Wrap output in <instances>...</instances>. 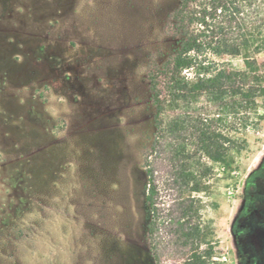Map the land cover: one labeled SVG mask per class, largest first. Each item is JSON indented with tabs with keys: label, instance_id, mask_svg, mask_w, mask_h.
Masks as SVG:
<instances>
[{
	"label": "rangeland",
	"instance_id": "obj_1",
	"mask_svg": "<svg viewBox=\"0 0 264 264\" xmlns=\"http://www.w3.org/2000/svg\"><path fill=\"white\" fill-rule=\"evenodd\" d=\"M178 2L0 0V264H183L175 221L188 198L212 261L264 264V171L249 177L264 160V98L243 149L206 162L199 193L173 187L165 149L151 151L147 75L176 47ZM255 58L264 63V50ZM214 60L244 69L241 56ZM192 107L210 112L203 99Z\"/></svg>",
	"mask_w": 264,
	"mask_h": 264
},
{
	"label": "trees",
	"instance_id": "obj_2",
	"mask_svg": "<svg viewBox=\"0 0 264 264\" xmlns=\"http://www.w3.org/2000/svg\"><path fill=\"white\" fill-rule=\"evenodd\" d=\"M261 1L179 0L170 15L168 33L176 47L162 63L153 60L147 75L156 128L151 151L165 149L171 184L183 192H201L211 171L206 162L224 164L230 151H241L242 132L255 124L251 115L257 116L258 100L264 98V63L255 58L264 50ZM223 55L241 56L244 69L219 66L214 57ZM200 99L210 112L192 110ZM147 176L152 241L158 209L153 171ZM193 203L188 198L177 204L176 236L189 246L183 264H220L211 259L207 227L191 223L197 214Z\"/></svg>",
	"mask_w": 264,
	"mask_h": 264
},
{
	"label": "flooded vegetation",
	"instance_id": "obj_3",
	"mask_svg": "<svg viewBox=\"0 0 264 264\" xmlns=\"http://www.w3.org/2000/svg\"><path fill=\"white\" fill-rule=\"evenodd\" d=\"M263 171H264V160L262 164L259 167H257V169H255L254 171L250 173L249 177L251 178V177H254L255 175H260ZM234 225H235V221H234V224L232 225V229L234 228Z\"/></svg>",
	"mask_w": 264,
	"mask_h": 264
}]
</instances>
